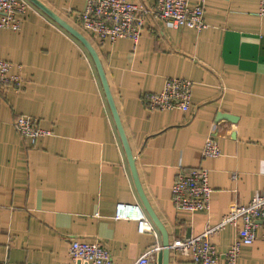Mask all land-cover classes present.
Returning a JSON list of instances; mask_svg holds the SVG:
<instances>
[{
  "label": "crops",
  "instance_id": "0c3cea01",
  "mask_svg": "<svg viewBox=\"0 0 264 264\" xmlns=\"http://www.w3.org/2000/svg\"><path fill=\"white\" fill-rule=\"evenodd\" d=\"M95 48L139 185L168 243L217 224L232 203L264 188V15L258 0H204L201 30L147 20L134 42L102 44L75 24L87 0H37ZM151 3L152 0H129ZM18 31L0 29V59L20 64L22 86L0 88V263L64 264L71 239L99 241L114 264H132L155 237L116 219L118 203L139 197L124 145L95 63L84 45L37 5ZM195 6L199 0H188ZM168 77L192 81L188 111L148 110L144 93ZM221 113L233 115L230 122ZM36 117L49 134L35 141L13 125ZM212 136L220 155L204 157ZM208 170L209 210H177L170 198L180 170ZM235 174V177L232 175ZM227 225L211 235L219 253L235 237ZM162 263V252L159 255ZM169 264H195L169 251ZM236 264H264V241L242 246Z\"/></svg>",
  "mask_w": 264,
  "mask_h": 264
},
{
  "label": "built area",
  "instance_id": "2783aa9c",
  "mask_svg": "<svg viewBox=\"0 0 264 264\" xmlns=\"http://www.w3.org/2000/svg\"><path fill=\"white\" fill-rule=\"evenodd\" d=\"M203 1L190 6L188 0H152L151 3L131 2L129 0H87L85 8L79 13L81 29L90 34L97 43H113L127 38L136 42L147 20L158 19L166 27H189L201 30L206 26L203 16ZM31 7L27 0H0V29L18 31L21 17ZM257 14L264 15V0H258ZM20 64L0 59V88L12 87L20 90L22 86ZM193 83L180 77H168L163 88L156 93H144L141 102L148 110L167 111L178 109L186 112L190 107ZM13 125L25 138L35 141L49 134L40 126L36 117L17 115ZM204 157H218L220 149L212 136L203 145ZM235 177V174L232 175ZM211 187L208 170L203 167L180 170L171 185L170 198L177 210L195 212L208 211ZM116 219H129L137 222L140 232L152 233L153 244L137 257L132 264H159L163 246L149 219L138 205L118 203L115 206ZM230 225L236 231L235 237L224 253H219L211 235ZM256 240L264 241V188L253 193L249 202L232 203L220 221L203 229L193 237L174 239L168 245L178 257L188 258L195 264H236L242 246ZM69 261L64 264H114L110 252L99 241L71 239L68 247ZM0 264H11L2 262Z\"/></svg>",
  "mask_w": 264,
  "mask_h": 264
},
{
  "label": "water",
  "instance_id": "95a60500",
  "mask_svg": "<svg viewBox=\"0 0 264 264\" xmlns=\"http://www.w3.org/2000/svg\"><path fill=\"white\" fill-rule=\"evenodd\" d=\"M32 3H34L35 5H37L42 11H44L47 15H49L54 21H56L61 27H63L66 31H68L72 36H74L76 39H78L83 45L84 47L87 49V51L90 53L96 69L98 71L101 83H102V87L104 90V93L106 95V99L109 103V107L111 109L116 127L118 129V132L120 134L122 143L124 145L125 151H126V155L130 164V168H131V173L134 179V183L136 185V189L138 191L139 197L141 199V202L146 210V212L148 213L151 221L154 223V225L156 226V228L159 230L161 237H162V263L161 264H169V249H168V238H167V234L164 230V227L162 226L161 222L159 221L158 217L156 216V214L154 213V211L152 210V208L150 207L144 193L142 192V189L139 185L138 179H137V175L135 172V168H134V162H133V157L131 155V152L129 150L122 126L120 124V120L118 117V114L116 112V108L114 106V102L110 93V89L108 87V83L106 81V77L104 75V71L102 69V65L100 63L98 54L95 50V48L91 45V43L86 39V37L80 33L77 29H75L73 26H71L69 23L65 22L63 19H61L60 17H58L57 15H55L54 13H52L49 9H47L46 7H44L41 3H39L37 0H30ZM218 117L224 118L230 122H233L236 120V118L233 115H229V114H225V113H221V116L218 115Z\"/></svg>",
  "mask_w": 264,
  "mask_h": 264
},
{
  "label": "rangeland",
  "instance_id": "374dc122",
  "mask_svg": "<svg viewBox=\"0 0 264 264\" xmlns=\"http://www.w3.org/2000/svg\"><path fill=\"white\" fill-rule=\"evenodd\" d=\"M75 26H76V27H79V29H80L81 31H83V30L81 29L80 25L75 24Z\"/></svg>",
  "mask_w": 264,
  "mask_h": 264
}]
</instances>
